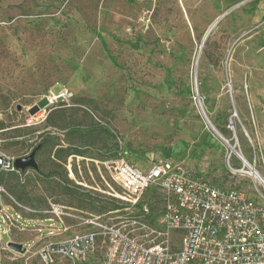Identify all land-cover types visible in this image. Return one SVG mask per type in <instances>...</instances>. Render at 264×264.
<instances>
[{
  "label": "rangeland",
  "instance_id": "374dc122",
  "mask_svg": "<svg viewBox=\"0 0 264 264\" xmlns=\"http://www.w3.org/2000/svg\"><path fill=\"white\" fill-rule=\"evenodd\" d=\"M51 91L65 92L71 105L58 99L48 120L39 109L49 106ZM198 99L215 126L230 130L227 137L212 129ZM49 132L64 146L87 143L84 156L61 166L49 150L38 151L40 169L11 180L25 202L0 184L9 213L42 219L49 201L78 216L107 213L99 207H112L120 188L102 161L120 147L144 170L185 166L264 203V186L230 148L264 178V0H0L1 149L27 156ZM149 195L159 210V198ZM65 223L66 231L48 239L71 236L81 219ZM39 237L12 226L0 264H41ZM9 241L27 250H13ZM103 256L99 248L82 264H101Z\"/></svg>",
  "mask_w": 264,
  "mask_h": 264
},
{
  "label": "built area",
  "instance_id": "2783aa9c",
  "mask_svg": "<svg viewBox=\"0 0 264 264\" xmlns=\"http://www.w3.org/2000/svg\"><path fill=\"white\" fill-rule=\"evenodd\" d=\"M47 97L49 106L39 109L43 119L58 99L71 105L65 92L51 91ZM1 148L0 138V170L20 173L17 158ZM102 163L120 188L115 198L122 200V209L78 216L66 205L49 201L44 218H25L9 213L0 197V244L14 226L39 234L36 254L41 264H82L99 248L104 250L101 264H264V203L252 201L244 190L220 187L168 162L144 170L122 147L117 157ZM147 195L159 198V210H153ZM123 211L126 216L104 218ZM67 217L80 218V229L66 238L48 239L55 230L68 229Z\"/></svg>",
  "mask_w": 264,
  "mask_h": 264
},
{
  "label": "trees",
  "instance_id": "16d2710c",
  "mask_svg": "<svg viewBox=\"0 0 264 264\" xmlns=\"http://www.w3.org/2000/svg\"><path fill=\"white\" fill-rule=\"evenodd\" d=\"M52 117H53V110L50 111L49 115L47 116V119L51 120ZM214 124H215V122H214ZM1 125L3 126V123H1ZM216 127L222 133V135L227 137L230 130L226 126L216 125ZM85 145H87L85 147V149H86L88 147V144L85 143ZM37 147H38V151L49 150L54 156L55 163H57L58 165H61V166H63L66 163L68 157H70L72 155L84 156V153H85V149H81L80 147H75L72 144H69L68 146H64L61 143H58L56 141L55 137H53L50 132L48 134L42 136L41 142L35 148H37ZM119 149L116 148L115 153L113 155V158L118 156ZM26 171L27 170L21 171V173H25ZM49 174H50L49 176H53L54 172L50 171ZM18 176H19V173L3 172L0 170V184L5 185L7 187V189L12 194L15 195V197L18 199V201L25 202V200L23 198L24 195L22 193H19V191L17 190V187H18L17 183L11 182V180H13L15 177H18ZM112 199L114 201H116V203H114L112 207L108 208L107 205H103V206L99 207V210L103 211V212H107V211L122 209L124 207V205L122 204V201H120L119 199H117L115 197H113ZM89 202L92 203V209H96V205L93 204L94 201L89 200Z\"/></svg>",
  "mask_w": 264,
  "mask_h": 264
},
{
  "label": "water",
  "instance_id": "95a60500",
  "mask_svg": "<svg viewBox=\"0 0 264 264\" xmlns=\"http://www.w3.org/2000/svg\"><path fill=\"white\" fill-rule=\"evenodd\" d=\"M220 19H218L212 26L211 28L208 30V32L206 33L205 37H204V41L202 44H204L206 42V40L209 38L213 28L216 26V24L219 22ZM197 70V61H196V67H195V71ZM196 73V72H195ZM197 91V89H196ZM199 101V106L201 108V111L204 115V117L206 118L207 122L209 123V125L212 127V129L220 136L223 138V135L221 134V132L216 128V126L212 123V121L209 119L207 113L205 112L202 102L200 99H198ZM37 109H39V106L37 105ZM227 141V140H226ZM231 148V152H234L236 155H238L245 163L244 158L241 156L240 152L236 149V146H230ZM38 151V147L33 149L31 151V153L27 156L24 157H18L16 159V167L19 168L20 170L24 171L27 169H34V170H39V163L36 159V154ZM245 165V164H244ZM249 165V164H248ZM249 167L253 170L256 171L254 166H252V164L249 165ZM8 247L16 250V251H22L25 252L26 251V247H24V245L22 243H18V242H14V241H9L8 242Z\"/></svg>",
  "mask_w": 264,
  "mask_h": 264
},
{
  "label": "bare ground",
  "instance_id": "6f19581e",
  "mask_svg": "<svg viewBox=\"0 0 264 264\" xmlns=\"http://www.w3.org/2000/svg\"><path fill=\"white\" fill-rule=\"evenodd\" d=\"M203 47H204V45L202 44L201 46H200V49H199V51H198V54H197V63L199 62V60H200V57H201V54H202V51H203ZM243 158H244V160H245V165H246V168L248 169L246 172L247 173H249L251 176H253L259 183H261L263 186H264V178L260 175V173L259 172H257V171H253L250 167H249V162L246 160V158L243 156V155H241ZM249 164V165H248ZM256 170V169H255Z\"/></svg>",
  "mask_w": 264,
  "mask_h": 264
}]
</instances>
